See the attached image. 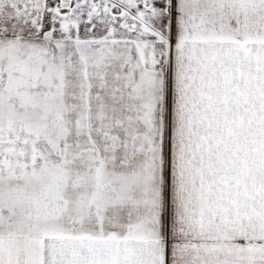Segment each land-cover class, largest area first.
<instances>
[{"label": "snow or ice", "instance_id": "1", "mask_svg": "<svg viewBox=\"0 0 264 264\" xmlns=\"http://www.w3.org/2000/svg\"><path fill=\"white\" fill-rule=\"evenodd\" d=\"M0 264H264V0H0Z\"/></svg>", "mask_w": 264, "mask_h": 264}]
</instances>
